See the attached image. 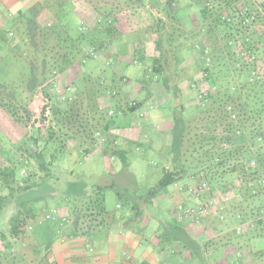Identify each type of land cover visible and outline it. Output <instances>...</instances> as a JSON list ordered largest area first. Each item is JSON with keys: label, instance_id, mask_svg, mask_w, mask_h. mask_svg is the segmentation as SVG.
<instances>
[{"label": "trees", "instance_id": "trees-1", "mask_svg": "<svg viewBox=\"0 0 264 264\" xmlns=\"http://www.w3.org/2000/svg\"><path fill=\"white\" fill-rule=\"evenodd\" d=\"M144 1L42 0L21 12L0 35V220L16 202L8 223L5 227L0 224V258L2 252L11 254L15 243L22 246L30 229L33 232L40 222L47 221L48 213L43 215L42 209L30 203L31 194L41 202L46 200L42 193L59 191L58 197L65 201L61 208L68 214L56 227L60 237L92 235L93 228L110 216L105 193L118 189L121 198L123 193L116 184L96 185L89 192L83 184L68 182L67 190L61 191L51 183L54 180L61 185L63 159L75 150L86 159L102 147L106 154L111 150L112 156L121 157L125 166L130 152L149 150L145 136L125 150L114 145L111 130L117 126L112 120L116 111H103L99 96L111 99L124 118L140 111L145 117L151 107L145 98L129 101L122 109L115 101L122 89L118 76L111 77L104 67L96 84L92 80L96 67L90 61L108 54L119 35L117 14L122 11L148 8L178 23V12L195 7L201 19L192 34L199 38L196 43L175 47L176 31L166 34L163 26L154 30L161 53L148 66L146 76L163 78V84L157 83L179 96L181 84L188 82L197 92L198 105L192 117L181 109L173 119L172 144L166 147L170 158L165 163L155 161L161 179L149 199L163 193L177 220L211 226L227 219L234 201L240 204V200L258 199L260 204L252 210L251 218L257 219L248 224L245 218L249 213L238 205L230 220L238 226L220 239L194 238L177 222L166 236L169 245L159 253L172 252L169 264H218L222 254L226 264H256L264 259V249L241 253L233 242L248 235L254 226L264 225V0H189L187 5L180 0H147L148 6ZM71 15L81 18L78 28L71 24ZM179 36L188 38L186 34ZM165 43H169L168 54L163 52ZM183 50H191L193 55L187 56ZM190 61L195 66L192 70L187 66ZM185 71L190 78L179 77L178 72ZM73 76L79 81L74 78L57 93L61 81ZM39 101L43 107L40 118L35 119L33 106ZM126 122H122L123 127ZM169 186L176 190L168 193ZM70 198L75 203L68 204ZM199 206L206 213L197 211ZM132 209H140L139 204ZM41 218L44 220L37 222ZM32 241V248L41 250L34 236Z\"/></svg>", "mask_w": 264, "mask_h": 264}, {"label": "rangeland", "instance_id": "rangeland-1", "mask_svg": "<svg viewBox=\"0 0 264 264\" xmlns=\"http://www.w3.org/2000/svg\"><path fill=\"white\" fill-rule=\"evenodd\" d=\"M181 3L187 5L189 0H180ZM144 3H147V0L144 1ZM148 6V5H147ZM132 8V7H131ZM130 8V9H131ZM129 10V9H128ZM134 10H131L130 13H133ZM154 12H159L157 10H154ZM198 10L193 7V8H186L185 13L189 15V17L193 18L195 23L197 24L200 22V17L199 14L197 13ZM72 16V15H71ZM150 20L154 21L152 16H150ZM130 22L131 20L128 19ZM82 23V20L79 16L73 15L71 19V24L74 25V28H78L79 25ZM197 31V30H196ZM142 32L138 31H133L128 34H125L123 36H120L118 40H114V46L118 47L117 49L123 51L127 48V43H137L141 40L142 38ZM154 33V32H152ZM175 33V31H174ZM179 34L184 35L185 33L181 30L176 31V38L179 36ZM151 32L147 33V36L143 35L144 39H147L145 46L147 50L150 52V54H153L156 48L157 42L160 40L159 36L156 34L155 36H150ZM149 36V38H148ZM151 37V38H150ZM165 37V36H164ZM153 39H156L153 40ZM166 41L167 38H164ZM169 39V38H168ZM199 40L197 34H194L189 36L188 39L185 40L183 44L185 45H191L190 43H196ZM169 39V43H170ZM182 41V40H181ZM173 42V41H172ZM136 52V50L133 48V52ZM119 52V51H118ZM187 56L193 55V51L185 50L182 51ZM177 55H180L179 51ZM98 60L96 61H90V65L93 67H96V70L92 74V80L96 82V84L99 82L101 78V70L104 69V67L107 68V71L109 75L113 76H118L119 73H131L132 74V82L128 84V86L125 88V93H123V89L119 88V94L115 101L118 102V105L122 108L125 109L126 105L129 101L135 100V99H149V106L151 108H147L146 111L148 114L145 113V117H140V113L128 115L124 118L122 115L121 111H118V108L115 107V105L110 102L106 97L103 98L99 96L98 102L102 105H100L101 109L105 112L115 110L116 113L113 115L112 120L115 121V123L122 124V122L127 121L126 127L124 128H130L133 123L137 122L138 124L140 123H150L154 125H159L162 121H171L172 120V113L170 112V109H173L177 105H179L178 109H183L185 111V115L190 118L193 115V111L195 110V107L198 105V100H197V92L194 89L189 88V83L188 82H183L181 84V96L180 98H177V94L173 92L168 93L165 88L161 85L163 84V78H158L156 76H146L147 73V68L149 65H152L154 63V58L153 57H147L145 54L143 55V51H138L136 54L134 53L132 56H130V64L126 66H121L116 64L119 62L116 57H113L110 55L104 56L99 54L98 55ZM193 61V59H192ZM190 61V63L187 64L189 68L194 69V62ZM112 62V63H111ZM111 63V64H110ZM101 65V66H100ZM101 68V69H100ZM189 71V70H188ZM119 72V73H118ZM179 73V77H185V78H190V74L185 71L184 74ZM76 76V75H74ZM70 77L68 80L61 81V87L56 89L57 93L62 92L63 87L69 86L71 82L73 81L74 78L76 77ZM111 76V77H112ZM119 77V76H118ZM179 78V79H180ZM184 78V79H185ZM145 80V82L143 81ZM74 81H79V79H75ZM161 82V84H158L157 82ZM69 83V84H68ZM147 83L149 85H147ZM81 85V84H80ZM83 85V83H82ZM207 85H203V89L206 90ZM74 88V87H73ZM175 90V89H174ZM170 95V99L167 102L168 106H164V101L167 98V96ZM91 96V95H90ZM176 96V98H175ZM179 97V94H178ZM97 99V98H96ZM95 99V100H96ZM104 99V100H103ZM91 104L94 105V102L92 100ZM43 107V102L39 101L38 104L33 106V110L35 115V119L40 118V112ZM1 123V122H0ZM136 126V125H135ZM134 127V126H132ZM122 135L124 132H120ZM134 134V131H132ZM139 132L135 130V134L137 135ZM152 137V136H151ZM3 136L0 134V139H2ZM153 139H159L160 137L153 136ZM160 141V140H159ZM164 140L161 139V143ZM144 151H134L133 153H129L128 156L131 160L130 165H129V173H131L133 176L131 179H129L127 182L128 185L124 184V175H119L115 176L111 172L107 170L108 168V163L105 160V157L103 155L101 147L96 149L93 154L86 159H83V153L79 150H75L72 152V154L67 155L63 159L62 167H64V173L62 174L63 182L60 181L61 185H58L56 181L53 180L51 183L52 185H55L54 187L59 189L61 187V191H66L67 190V183L71 182L73 185L78 184V185H84L87 187L89 192H92L93 188L96 185H110V184H118V188H121V191L123 193V196L121 198L118 196V189H108L105 193V208L108 212H110V215L112 217L116 218L117 221H121L123 217L125 216V219H136L138 214H143L146 216V213H149V216L146 218L149 219V223L147 225L141 226V224H138V230L140 229L142 231V234L145 236V239H149L151 242L154 237L156 243V247L158 251H161L162 248L167 245H169L167 241V231L166 227H163L160 223L159 220H165L168 223H170L171 227H176V223L180 222L182 225L186 224L185 221L187 222V219H182V220H177L176 213L173 210V207L171 205V202L169 201L168 197L166 198V201H163L161 203H157V201L152 202L153 200H150L149 198V193L153 191L157 187V184L159 180L161 179L160 175H157V170L158 168L154 165L156 160H160L161 156L159 154L151 153V154H145ZM122 165V164H121ZM156 173V174H155ZM126 175V174H125ZM63 183V184H62ZM130 183V184H129ZM175 186H169L167 188L168 193H173L175 191ZM231 193L230 195H232ZM41 195H44L46 197V200L43 199V201H39L38 199H34V194H31L29 196L30 203H32V206H36L37 208L42 209V213H48L46 216L49 214L52 215L51 220H47L48 223L50 224H56L59 225V219L58 215H64L65 210L62 207L64 204V199H60L58 196L59 191L58 190H52L49 193H42ZM163 196V193L161 194ZM160 196V197H161ZM234 197V196H233ZM141 199V200H140ZM143 199V201H142ZM68 204H72L73 199H68ZM241 205H243L244 208H246V222L247 224L249 222H254L257 217L251 218L252 215V210H255L256 207L260 204V201L258 199H255L254 201L251 200L249 202L240 200L239 201ZM138 203L139 208L138 210L132 209L134 207V204ZM67 204V208H71L70 205ZM238 201H234L230 213L227 216V219L224 222H219L215 221V226L218 228V232H230L233 228H236L238 223L236 225L232 223L230 220L233 219L234 214L237 211L238 205H240ZM147 208V210H144L143 208ZM16 208V202L14 201L12 205H10L7 214L3 217V220H0V224L4 225L8 223L9 217L13 214V211H15ZM142 208V209H141ZM53 211H58L57 215L54 214ZM136 211H139L140 213H136ZM135 214V215H134ZM137 214V215H136ZM128 215V216H126ZM68 216V214H67ZM45 218V216H44ZM212 220H215V217L211 218ZM44 219L41 218L37 222L43 221ZM106 220V219H105ZM179 223V225H180ZM95 224V223H94ZM145 224V223H144ZM40 226V225H39ZM184 226V225H183ZM40 227H37V229ZM36 229V228H35ZM34 229V230H35ZM36 229V230H37ZM104 230V228H102ZM33 233L32 231H30ZM213 237V235H210ZM56 237H60L59 235ZM99 240L94 242V248L96 250L95 255L97 254L98 250L100 249V243H98ZM233 242H235L237 248H241L240 252L243 253V251L246 249V252H255L259 250V248L264 249V225L263 226H254L253 231L251 230L248 235H242L239 238H234ZM38 245V244H37ZM219 248H223L222 245L219 246ZM232 249V248H231ZM243 249V250H242ZM226 253L228 252V249H226ZM20 252L21 248L20 246H16L14 248V251L11 252V254H17L19 255L20 258ZM92 250H84V255L87 256H93L94 254H91ZM161 253V252H160ZM170 253H172L169 249H167L166 252H163L161 254L162 257V262L164 264H169L170 260L168 261L167 258L170 257ZM223 255V254H222ZM222 258L219 259L218 264H226L227 260L225 259V256H221ZM19 260V259H18ZM14 264H22L21 260ZM256 264H264V259L261 261H257Z\"/></svg>", "mask_w": 264, "mask_h": 264}, {"label": "crops", "instance_id": "crops-1", "mask_svg": "<svg viewBox=\"0 0 264 264\" xmlns=\"http://www.w3.org/2000/svg\"><path fill=\"white\" fill-rule=\"evenodd\" d=\"M41 1L42 0H0V35L9 28L10 23L21 12L30 9ZM131 2L133 3V0H131ZM131 10H134L133 13H130ZM150 16H152L154 21L150 20ZM177 18L180 22H171L168 20L165 13L148 11V8L144 9L140 7H132L129 10L122 11L121 13L117 14V20L119 21L117 23L119 35L115 40H118L120 36L133 31L142 32V38L138 44L135 43L136 41L134 43L128 42L127 48L123 51L117 49L118 47L114 46V43L110 44L108 54L105 52L102 55H112L113 57H116L119 61L116 64V67H118V64L127 67L130 64L129 57L134 53L136 54L138 51H143V55L145 54L147 57H153L155 59L161 52L155 49L154 53L150 54V52L147 50L145 46L147 39H144V37L147 36L148 32H151L150 36H155L156 32L154 30L157 29L158 26H163L164 28H162L165 30L166 34L181 30L186 35H188L189 38V36L194 33L196 23L193 18L189 17V15L184 11L178 12ZM128 19L131 21L129 22ZM159 21H162L163 23H160ZM143 35L145 36L143 37ZM153 40L156 41V39ZM185 40V36H178L173 46L177 47L180 44H183ZM168 44H164L165 48H163V52L167 53L169 51L170 47ZM133 48L136 50V52H133ZM118 76L119 77H117V81L121 84L120 86L123 89V93L127 94L124 90L128 84L132 82V74L122 72V74L119 73ZM177 98H180V96L178 97V94ZM169 100H171L170 95L165 99L164 106H168L167 102ZM178 106L179 105L176 107ZM176 107L173 105V109H170V112L173 116L172 120L170 122L162 121L158 126L143 122L134 127L126 129L122 124L115 123L117 126L111 130V135L113 136L112 139L115 140L114 145L117 147H122L123 150H125L132 142H135L142 136H145V140L147 141L146 148L149 150H143L144 153L159 154L161 159L156 160V162H167L170 158V154L167 153L166 147L172 144V131L174 130L173 119L176 117V114L181 111ZM135 130L139 132L137 135L135 134ZM132 131H134V134ZM120 132H124V134L122 135ZM157 135L160 137L159 139L152 138L153 136ZM161 139L164 140L162 143L160 142ZM104 150L105 149H102V152L105 160L108 163L107 170L109 173L111 172L115 176L124 175V184L128 185V180L133 176L128 171L130 170L129 165L131 162L129 156H126L125 162L128 166H125L121 157L118 158L112 156L113 154L111 153V150L108 152V154H106ZM160 174V171L157 170V175ZM111 185H115V183L102 186ZM116 185L119 186L118 184ZM160 196L154 199L152 202L157 201V203H161L166 201V195ZM44 198L46 199L50 197L45 196ZM143 209L147 210L146 207ZM66 216V214L63 216L58 215L59 222L61 220L65 221ZM147 216H149V213H146V216L140 214L136 219H125L126 217L124 216L121 221L116 222V218L110 215L106 220L100 222L99 226L97 224V227H95V229L93 228L92 235L85 234L80 236L77 234L75 237H56L58 236V229L56 228L58 225L50 224L48 221L45 223L40 222L41 225L38 226L40 228H36L37 230L35 229L34 233H31L30 231H32V229H30L27 237L22 239L20 243L22 245L20 246V258L19 255L17 256V254H13L11 256V254H8V251L5 252V254L2 252L0 264H14L20 260L22 264H163L161 257L162 253H159L156 247L157 242L154 241L156 237H154L150 242L149 239H145L142 231L140 229L138 230V224L143 226L149 223V219L146 218ZM192 222L193 221L191 220H187V222L185 221L186 224H183L184 226H182L185 231L190 233L194 238L195 236H198V238L209 240L212 238L210 235H213V237L220 236L218 237L220 239L222 235H225V232H218L216 234L215 232L218 230V228L216 226H211L210 223L197 225ZM159 223L163 227H166L168 234L171 232L170 223L165 220H159ZM102 228H104V230ZM32 236H34L38 244L37 246L41 249L38 250V252L35 251V249L31 246L33 243ZM97 240H99L98 243H100V249L95 255L96 250L94 248V242ZM18 243L19 242L15 243L13 248L19 246ZM89 249L92 250L91 254H94L93 256L84 255V250L86 251ZM213 252L214 250H211V252L209 251L211 255ZM225 259L227 260L226 255ZM177 264L182 263L179 262Z\"/></svg>", "mask_w": 264, "mask_h": 264}, {"label": "built area", "instance_id": "built-area-1", "mask_svg": "<svg viewBox=\"0 0 264 264\" xmlns=\"http://www.w3.org/2000/svg\"><path fill=\"white\" fill-rule=\"evenodd\" d=\"M111 114H112V112H111ZM140 116L141 117H143L144 116V112L142 111L141 113H140ZM206 186L204 185L203 186V188H205ZM226 200H228V199H226ZM180 210H183V208H180ZM223 209L221 208L220 209V211H222ZM197 211H199V212H205L206 213V210H205V208L203 207V206H199L198 208H197ZM54 212V214H58L56 211H53ZM53 217H52V215H48L47 216V220H51ZM241 231H242V229L241 228H239L238 229V234H240L241 233Z\"/></svg>", "mask_w": 264, "mask_h": 264}]
</instances>
